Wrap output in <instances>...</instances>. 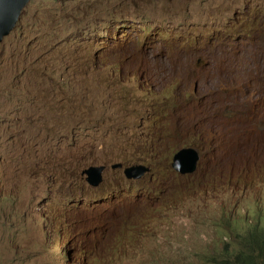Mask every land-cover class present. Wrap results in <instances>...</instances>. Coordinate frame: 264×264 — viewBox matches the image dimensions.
Segmentation results:
<instances>
[{
  "label": "rangeland",
  "instance_id": "374dc122",
  "mask_svg": "<svg viewBox=\"0 0 264 264\" xmlns=\"http://www.w3.org/2000/svg\"><path fill=\"white\" fill-rule=\"evenodd\" d=\"M188 143L203 172L264 143V0H31L0 43V264H70L68 247L76 264H212L240 220L259 211L263 232L264 193L174 170Z\"/></svg>",
  "mask_w": 264,
  "mask_h": 264
},
{
  "label": "clouds",
  "instance_id": "9594fccd",
  "mask_svg": "<svg viewBox=\"0 0 264 264\" xmlns=\"http://www.w3.org/2000/svg\"><path fill=\"white\" fill-rule=\"evenodd\" d=\"M16 26H17V24H16ZM16 26H15V28H16ZM13 30L10 32V34L13 32ZM9 35H7L6 37H8ZM6 37H4V39ZM185 150H194V151H196V154H188V156L183 159V166L185 167L184 176H193L199 171V177L201 179H206V183H204V184L211 183L212 181L215 180L219 185L225 186L227 188H231V189H234V190L236 188H241L243 190L250 189L252 192L255 193V196H257V194H263L264 193L263 191L255 192V190H254L255 184L259 181V179L264 174V157H263V163L261 165L248 166V167H246L244 169H240L234 163V160L243 152L242 150H239L235 155L230 157L226 161V163L224 165L216 166V167L212 168L209 171L203 172L202 169L200 168V165H201V162H202V159H203V155L201 153L202 152V148L198 147L197 145H191L189 147H186V148L182 149V151H185ZM180 153H177L176 156L178 154H180ZM174 164H175V159H174ZM174 164H173V168H174ZM118 165H123V164H118ZM95 167H104V166H95ZM123 167H124L123 169H116V170L117 171H123L124 176H125L127 181H140V180H143L144 178H146V177H148L150 175V173H147L146 176H144L142 179L129 180L126 177V175H125L126 168H125L124 165H123ZM91 168H93V167H91ZM112 169H113V167H112ZM113 170H115V169H113ZM174 170L177 173L179 172L175 168H174ZM105 173H106V170L104 172V183H105ZM84 175H85V173H84ZM86 181H87V176H86ZM169 182L170 183L162 184L164 190L165 191L166 190H170V186L172 185L173 188H174L175 193L183 198L184 193H182L180 191V189L176 188V186L174 185V181L169 180ZM104 183L99 188H93L87 182L88 186L90 188L94 189V190H99L104 185ZM161 193L162 192H160V194ZM246 203L248 204V206H254V205L249 204L248 202H246ZM261 212L264 213V210H262ZM259 214H260L259 211H257L255 214H252V216L250 217V219H251V223L250 224L248 222V219H246L244 221L240 220L239 226L241 228V231H242L244 237L240 240L239 246H240V243L242 241H244V240L247 241L249 239V237L252 236V234H259V235H261L264 238V231L262 232V231H259V230L255 229V223L254 222L257 220V217L259 216ZM222 245H224V249L221 250L222 253H225V251H226L225 249H227V248H228L229 251L238 250V247L233 246L228 241H223ZM222 253L219 254L218 258L213 260L212 264H219L220 258L223 255ZM194 256L195 255H192V257L189 258L190 261H188V259H187L186 264H197ZM253 256L255 257V259H257V262L259 264H264V247L263 248H261V247L258 248L256 253L253 254ZM80 262H83V261L80 260ZM80 262H78V264H81ZM76 263L77 262H71V264H76Z\"/></svg>",
  "mask_w": 264,
  "mask_h": 264
},
{
  "label": "water",
  "instance_id": "95a60500",
  "mask_svg": "<svg viewBox=\"0 0 264 264\" xmlns=\"http://www.w3.org/2000/svg\"><path fill=\"white\" fill-rule=\"evenodd\" d=\"M31 0H0V43L4 37L10 34L15 28L23 8ZM188 154H196L194 150H185L175 158L174 168L179 172H184L183 159ZM123 165H115L113 169H123ZM106 167H93L85 172L88 184L93 188H99L104 183V172ZM151 171L145 166H135L125 170V175L129 180H139Z\"/></svg>",
  "mask_w": 264,
  "mask_h": 264
},
{
  "label": "trees",
  "instance_id": "16d2710c",
  "mask_svg": "<svg viewBox=\"0 0 264 264\" xmlns=\"http://www.w3.org/2000/svg\"><path fill=\"white\" fill-rule=\"evenodd\" d=\"M116 11L118 14L124 12L123 9H117ZM113 15H115V12ZM190 144L191 143L185 144L183 148L191 146ZM192 145L196 144L194 143ZM177 153H179V150L175 152V154ZM0 206H6V201H0ZM260 247H264V238L259 234H252L247 241L244 240L240 243L238 250L229 251L228 248L225 249L226 251L222 253L223 255L220 258L219 264H259L253 254L256 253L257 249ZM68 252H70V247L64 251L62 256L70 262L71 255L69 256ZM58 256H60V253H58Z\"/></svg>",
  "mask_w": 264,
  "mask_h": 264
},
{
  "label": "bare ground",
  "instance_id": "6f19581e",
  "mask_svg": "<svg viewBox=\"0 0 264 264\" xmlns=\"http://www.w3.org/2000/svg\"><path fill=\"white\" fill-rule=\"evenodd\" d=\"M264 143L257 144L250 149L243 151L235 160L234 163L244 169L248 166H257L263 163ZM38 209V208H37ZM41 211V210H40ZM84 263V262H82Z\"/></svg>",
  "mask_w": 264,
  "mask_h": 264
}]
</instances>
